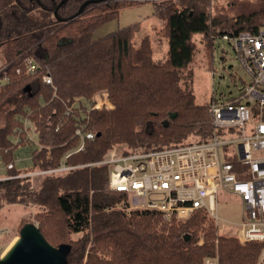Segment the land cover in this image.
I'll return each instance as SVG.
<instances>
[{
  "label": "trees",
  "instance_id": "1",
  "mask_svg": "<svg viewBox=\"0 0 264 264\" xmlns=\"http://www.w3.org/2000/svg\"><path fill=\"white\" fill-rule=\"evenodd\" d=\"M84 1L0 0V102H13L0 125L6 168L0 209H36L33 218L47 241L70 246L68 264H204L206 257H217L218 264H258L260 241L241 244L235 235L220 233L203 211L171 222L156 210L127 214L118 206L125 194L109 188V166L97 162L113 144L147 151L207 137L209 106L197 103L192 89L195 37L211 55L216 37L257 31L264 27V0H98L75 16ZM143 1L162 20L159 34L168 45L159 61L148 35L135 40L138 23L93 36L121 8ZM27 57L37 66L34 72ZM44 73L53 85L42 82ZM103 90L109 105L94 106ZM170 112L176 115L163 126ZM25 117L37 125L36 141L20 133ZM77 128L95 136L65 157L78 144ZM19 147L30 155L20 165L14 163ZM62 163L78 166L42 174L36 186L32 176H19Z\"/></svg>",
  "mask_w": 264,
  "mask_h": 264
},
{
  "label": "built area",
  "instance_id": "2",
  "mask_svg": "<svg viewBox=\"0 0 264 264\" xmlns=\"http://www.w3.org/2000/svg\"><path fill=\"white\" fill-rule=\"evenodd\" d=\"M221 38L232 45L249 81L235 93H222L208 102L212 125L209 135L147 151L112 145L97 164L109 166V188L125 194L128 202L122 201L120 208L156 210L163 222L186 220L200 210L217 226L218 197H237L240 219L228 224L237 225L234 235L241 244L262 243L257 263L264 264V27L255 32L223 34ZM25 61L28 70L34 72L37 66L33 59L27 57ZM41 80L53 85L49 73L42 74ZM108 105V99L102 98L94 106ZM20 133L33 141L37 125L25 117ZM75 135L78 144L65 157L83 150L95 133L77 128ZM19 138L20 134L15 141ZM75 166L62 163L19 176L62 174ZM5 233L7 228L0 227V236ZM204 264H218L217 257H206Z\"/></svg>",
  "mask_w": 264,
  "mask_h": 264
},
{
  "label": "rangeland",
  "instance_id": "3",
  "mask_svg": "<svg viewBox=\"0 0 264 264\" xmlns=\"http://www.w3.org/2000/svg\"><path fill=\"white\" fill-rule=\"evenodd\" d=\"M133 23L140 25V31L135 40L138 42L144 35H148L154 50L153 58L156 61L162 60L168 44L166 39L162 38L159 34L162 20L153 14V5L149 1L121 8L117 17L94 29L93 36H102L109 31ZM195 40L197 41V52L190 63V69L192 71V89L197 103H208L212 97L218 98L222 96V93H235L242 83L249 81V74L245 71L232 45L228 41L221 37H216L214 39L213 54L210 55L206 52L205 45L200 42V36H196ZM103 92L104 90L96 93V98L102 99L105 94ZM12 106V101L5 100L0 102V125L4 122V112ZM192 138L195 137H189V139ZM34 139L36 141L37 135ZM113 145H118L120 148H128L125 143ZM28 152V149L18 148L16 156L22 155L29 159L30 155ZM17 164L20 165L21 163L18 162ZM4 169V163L0 157V174L4 173ZM40 177L41 175L31 177L33 186H36ZM126 201V199L123 200V202ZM118 204L123 206L121 202ZM216 209L217 215L220 218L217 224L218 231L224 235H234L237 232V225H230L228 223L238 222L240 219L241 204L239 199L233 195L221 194L216 200ZM122 210L127 214L130 212L125 207ZM35 211L36 209L32 206L21 204H9L0 209V227L7 228V233L0 236V256L15 240L14 238L18 235L20 223L23 219L32 220L37 224L33 218ZM160 223L163 222L160 221Z\"/></svg>",
  "mask_w": 264,
  "mask_h": 264
},
{
  "label": "water",
  "instance_id": "4",
  "mask_svg": "<svg viewBox=\"0 0 264 264\" xmlns=\"http://www.w3.org/2000/svg\"><path fill=\"white\" fill-rule=\"evenodd\" d=\"M65 1L60 0L59 4H63ZM94 1L98 0H85L75 16L81 14L86 4ZM54 15L59 19L57 9L54 10ZM25 90H30V86H26ZM175 115L176 112H170L164 120L163 126H167L169 120ZM69 250L68 244L54 246L49 243L38 225L30 221L22 225L15 240L0 256V264H68L67 253Z\"/></svg>",
  "mask_w": 264,
  "mask_h": 264
},
{
  "label": "crops",
  "instance_id": "5",
  "mask_svg": "<svg viewBox=\"0 0 264 264\" xmlns=\"http://www.w3.org/2000/svg\"><path fill=\"white\" fill-rule=\"evenodd\" d=\"M4 64V61H3V58H2V56L0 55V67L2 66ZM16 139H14V143H17L16 141H15ZM20 148V147H19ZM18 149V148H17ZM24 149H27V148H24ZM16 154H17V150H16ZM28 159V157H26V156H22V155H18V156H16L15 157V159H14V163H18V162H22V161H25V160H27ZM4 168H5V166H4ZM6 177V168L4 169V173H2V174H0V178H5ZM16 238V237H15ZM14 238V239H15Z\"/></svg>",
  "mask_w": 264,
  "mask_h": 264
}]
</instances>
